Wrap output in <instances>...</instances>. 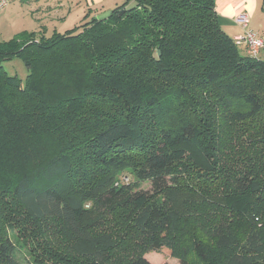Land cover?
<instances>
[{
  "label": "trees",
  "instance_id": "1",
  "mask_svg": "<svg viewBox=\"0 0 264 264\" xmlns=\"http://www.w3.org/2000/svg\"><path fill=\"white\" fill-rule=\"evenodd\" d=\"M98 15L0 42V264H264V56L216 0Z\"/></svg>",
  "mask_w": 264,
  "mask_h": 264
},
{
  "label": "crops",
  "instance_id": "2",
  "mask_svg": "<svg viewBox=\"0 0 264 264\" xmlns=\"http://www.w3.org/2000/svg\"><path fill=\"white\" fill-rule=\"evenodd\" d=\"M27 1L31 9L26 11L30 13V15L28 14L29 19L31 18L34 26L30 29L17 31V33L24 30H40V27L47 28L48 33L54 29L65 31L66 29L79 25L84 20L86 14L91 17L108 10V7L104 4L108 0ZM11 2L12 0H9L8 5L0 12V18L2 14L5 15L4 17L9 15L12 6ZM216 8L219 15V22L230 36L234 37L244 32L242 26L236 22V17L241 12H247L250 15L249 27L251 29L259 34H264V0H216ZM241 49L246 52L245 46L241 47Z\"/></svg>",
  "mask_w": 264,
  "mask_h": 264
},
{
  "label": "rangeland",
  "instance_id": "3",
  "mask_svg": "<svg viewBox=\"0 0 264 264\" xmlns=\"http://www.w3.org/2000/svg\"><path fill=\"white\" fill-rule=\"evenodd\" d=\"M21 1L22 0H12V6L10 8L9 15L4 17L5 15L2 14L0 18V42L1 40L13 37L14 34L17 33V31H20L22 29H30L32 26H34L31 18L29 19L30 13L26 11L31 9L27 3L28 1ZM125 1L126 0H108L105 1L104 4H106L108 10H111L118 5H121ZM2 64L10 74H17L22 79L26 78L28 72L23 60L19 57L5 60ZM128 175V179L126 178V180H133L134 177L131 174ZM142 187L149 188L150 182L144 181L142 183ZM146 258L154 264H179V260L167 252L151 251L146 254Z\"/></svg>",
  "mask_w": 264,
  "mask_h": 264
},
{
  "label": "built area",
  "instance_id": "4",
  "mask_svg": "<svg viewBox=\"0 0 264 264\" xmlns=\"http://www.w3.org/2000/svg\"><path fill=\"white\" fill-rule=\"evenodd\" d=\"M9 0H0V12L8 5ZM236 22L242 26L244 32L233 37L236 45L246 47V52L254 57L264 56V34H259L249 27L250 15L241 12L236 17Z\"/></svg>",
  "mask_w": 264,
  "mask_h": 264
},
{
  "label": "water",
  "instance_id": "5",
  "mask_svg": "<svg viewBox=\"0 0 264 264\" xmlns=\"http://www.w3.org/2000/svg\"><path fill=\"white\" fill-rule=\"evenodd\" d=\"M111 13V10H106L105 12L98 15V18L107 17Z\"/></svg>",
  "mask_w": 264,
  "mask_h": 264
}]
</instances>
